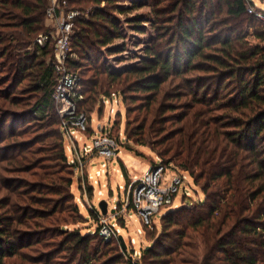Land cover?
I'll return each mask as SVG.
<instances>
[{
  "label": "trees",
  "instance_id": "obj_1",
  "mask_svg": "<svg viewBox=\"0 0 264 264\" xmlns=\"http://www.w3.org/2000/svg\"><path fill=\"white\" fill-rule=\"evenodd\" d=\"M65 1L89 11L74 22L68 61L81 78L87 134L100 102L122 98L127 149L143 156L134 144L151 147L203 194L162 207L161 230L145 226L151 244L138 264H264V20L249 12L253 2ZM48 5L0 0V107H21L0 118V264L24 254L30 264H133L135 249L92 230L97 212L85 215L72 190L76 170L53 98L54 47L34 42L49 31ZM144 6L155 32L144 56L109 67L106 55L125 49L116 43L124 23L144 31L139 15L128 17Z\"/></svg>",
  "mask_w": 264,
  "mask_h": 264
},
{
  "label": "built area",
  "instance_id": "obj_2",
  "mask_svg": "<svg viewBox=\"0 0 264 264\" xmlns=\"http://www.w3.org/2000/svg\"><path fill=\"white\" fill-rule=\"evenodd\" d=\"M249 10L253 11L250 6ZM86 13L77 8H68V2L65 0H49L46 12L49 31L40 33L34 41L39 48H45L50 43L53 44L52 65L57 76L53 93L54 103L62 119V129L69 142V151L72 153V156H69V163L75 166L77 172L78 170L81 171V176H84L85 160L93 155H102L108 161L103 163V168L109 169V161L114 158H116L114 160L118 159L120 145L126 139L122 133L119 134L121 136H114L112 126H101V129L95 128L93 133L87 136V138L92 139L91 144L81 145L80 140L83 137L77 135V133L85 135L84 132L90 126V119L85 113L79 111V103L84 98L80 90L81 78L78 72L70 69L68 61L74 57L72 53V37L75 33L74 22L79 16ZM98 130L102 132L101 135H98ZM97 172L101 174L100 171ZM165 173V165L157 159L156 163L142 176L134 178L125 186H121L125 193L124 196L121 190L125 210L130 207L135 209L143 224L148 227H153L156 224L155 218L162 207L173 204L177 194L182 189L183 177L175 176L167 182L164 177ZM184 191L185 194H189L186 190ZM92 209L97 212L99 217L97 225L99 235L105 241L118 240L120 242L121 230L117 225L110 219L108 220V217L102 214L99 207L94 206ZM138 233H142L141 228L138 229ZM131 242L135 243V239H131ZM139 256H141L140 253L135 250L133 264H138V258L135 257Z\"/></svg>",
  "mask_w": 264,
  "mask_h": 264
},
{
  "label": "rangeland",
  "instance_id": "obj_3",
  "mask_svg": "<svg viewBox=\"0 0 264 264\" xmlns=\"http://www.w3.org/2000/svg\"><path fill=\"white\" fill-rule=\"evenodd\" d=\"M146 0H126L125 2L127 4L133 3H142ZM252 1L253 4L249 5L253 11L249 10L250 13H254L256 16L260 17V19L264 20V0H248ZM92 7V6H91ZM139 15L141 18H139V21L141 22L142 27L144 29L143 32H139L135 27V25L128 26V24L124 23V31L126 33V36L123 39H119L116 41V43L120 46H125V49L122 53L113 54V55H106L108 66L109 67H120L121 64H133L137 62L139 58L144 56V47L146 44H148L153 37V34L155 33L153 31V27L150 25V23L147 21L148 16L150 15V9L147 6L142 7V9H138L135 12L128 15L129 18H134V16ZM143 17V18H142ZM122 20H124V16H120ZM147 18V19H146ZM142 19H146V21L143 23ZM120 46V47H121ZM119 47V48H120ZM3 73L0 71V78ZM26 82L23 81L21 84H19L18 89L25 84ZM16 89V90H18ZM1 101V99H0ZM102 102V101H101ZM98 107L101 109V115H99L98 112H95L93 114V120L91 121V125L95 128L101 129V126H114V131L112 130V134L114 136H121L119 135L122 133V135L125 136V124H126V108L125 104L122 102V98L117 99L114 98L113 100L106 99V102L104 106L102 105L103 102ZM125 105V106H124ZM1 106V105H0ZM21 107L18 106H5L0 107V118L2 116H5V112L7 109H13L17 110ZM103 108V109H102ZM57 109V107H56ZM11 118H7V124L6 127H10ZM18 125L25 124V119L21 121H16ZM114 124V125H113ZM100 126V128H99ZM88 131V130H87ZM87 131L84 132L85 135L82 133H77L78 137H83L82 140H80V144L83 145L85 143H92V139L87 138L89 136L87 134ZM8 134V133H7ZM102 132L98 130V135H101ZM126 138V137H125ZM123 140V139H122ZM126 142V140H125ZM121 143V149L122 155L124 156V148L127 149L126 145L124 143ZM69 142L67 141L66 137V151L69 156H72V153L69 151ZM124 145V146H123ZM134 146L141 151L144 158H139V169H137V173L139 175H143L147 169V166L149 165V159H151L153 156L156 159H159L157 154L151 149L149 146H143V145H137L134 144ZM128 150V149H127ZM133 154H136L135 152H132ZM100 154L93 155L85 160V168H84V176H81V171L78 170L75 171V179L74 184L72 186V190L75 193L76 200L81 208V211L87 215L91 216L90 213L92 211V207H99V204L102 200H106L108 202V211L109 214L106 215L108 217V220L110 219L114 224L117 225V227L121 230V235L124 237L126 244L128 246V250L131 253L132 249L134 248L137 253L139 252L140 255L142 254L143 250L146 247H149L151 244V238L148 237V228L145 227L146 225L143 224L142 220L140 219L138 213L133 208H129L125 210V206H123V195L124 190L120 185H125L127 181V177L125 176V173L123 171L121 162L119 160H113L109 161V169L106 167L103 168V163H107L108 161ZM142 157V156H141ZM146 157V158H145ZM113 161V162H112ZM114 165L115 170L111 167V165ZM100 169V170H99ZM103 169V170H102ZM97 171H100L101 174H98ZM91 177L89 178V176ZM175 176H181L183 177V185L182 189L179 191V193L176 196V200L174 202V207L181 206L183 203V196H186L185 194L186 190L189 194L187 195L190 197L191 202H194L195 200L199 201L200 199H203V194L201 192H196V186L194 184L193 178L187 173L183 171L176 170L172 167L166 168L165 173V180L167 182L171 181ZM79 182L83 184V188H79ZM90 187L92 189L90 190ZM123 195H122V191ZM125 196V195H124ZM125 198V197H124ZM190 201H187V203ZM124 207V208H123ZM115 210L112 212V210ZM124 211V212H122ZM166 212V209L161 210L160 213L156 216V224L158 226L157 231L161 230L160 225V217L161 215ZM125 221L123 222V219ZM93 221V220H92ZM90 222L92 224L91 229L95 230L98 225V221ZM77 226H82V231L86 232L88 229L85 228V223H79ZM155 226V225H154ZM152 227L155 229V227ZM66 228H74V225L72 226H66ZM142 230V233H138V229ZM151 230V229H150ZM131 239H135V243L131 242ZM41 246V244L36 245ZM31 250V249H30ZM26 250L28 256L33 255L34 252ZM25 255V254H24ZM22 258L18 257L17 255H14L10 257L8 260H12L13 264H30L29 257ZM138 258V257H135ZM140 263V262H139ZM34 264H50L46 261H36Z\"/></svg>",
  "mask_w": 264,
  "mask_h": 264
},
{
  "label": "crops",
  "instance_id": "obj_4",
  "mask_svg": "<svg viewBox=\"0 0 264 264\" xmlns=\"http://www.w3.org/2000/svg\"><path fill=\"white\" fill-rule=\"evenodd\" d=\"M123 150H124V156L122 155V152L119 150V155H118L117 160L121 162L123 171L125 173V176L127 177L126 184H128L134 178L142 176V175L136 174L137 173L136 171L137 169H139V166H140L139 158H144V157L133 154L132 151L127 150L125 148ZM148 160H149V165L147 166V169L145 172H147V170L152 166L151 159L148 158ZM111 167L115 170V167L113 164L111 165ZM125 185H120V186H125Z\"/></svg>",
  "mask_w": 264,
  "mask_h": 264
},
{
  "label": "water",
  "instance_id": "obj_5",
  "mask_svg": "<svg viewBox=\"0 0 264 264\" xmlns=\"http://www.w3.org/2000/svg\"><path fill=\"white\" fill-rule=\"evenodd\" d=\"M100 128V126H99ZM99 208L102 212L103 215H108L109 214V211H108V202L106 200H102L99 204ZM115 210L113 209L112 212H114ZM120 242L122 244V247L124 250L127 249V244H126V241L124 239V237L121 235L120 236Z\"/></svg>",
  "mask_w": 264,
  "mask_h": 264
}]
</instances>
